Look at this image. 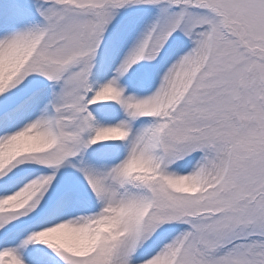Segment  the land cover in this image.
I'll return each instance as SVG.
<instances>
[{"label":"snow or ice","instance_id":"6c2138e0","mask_svg":"<svg viewBox=\"0 0 264 264\" xmlns=\"http://www.w3.org/2000/svg\"><path fill=\"white\" fill-rule=\"evenodd\" d=\"M0 264H264V0H0Z\"/></svg>","mask_w":264,"mask_h":264}]
</instances>
